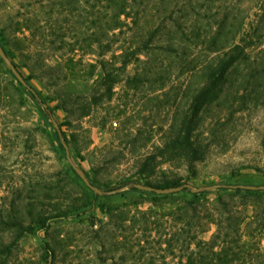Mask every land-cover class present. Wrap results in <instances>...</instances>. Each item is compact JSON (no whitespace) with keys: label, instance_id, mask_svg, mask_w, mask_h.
Here are the masks:
<instances>
[{"label":"rangeland","instance_id":"rangeland-1","mask_svg":"<svg viewBox=\"0 0 264 264\" xmlns=\"http://www.w3.org/2000/svg\"><path fill=\"white\" fill-rule=\"evenodd\" d=\"M53 2L56 0H0V37L6 35L10 42L9 46L4 40L2 45L7 50L14 48V55L10 50V61H2L0 55V177L4 181L0 197L9 194L10 200L13 188L25 184L24 181L49 183L58 189L57 198L50 202L54 213H69L75 210L73 206L79 207L80 213L75 211V214L53 219L46 228L26 234L7 264H123L122 242L125 240L129 248L133 246L131 255L136 253L139 257L135 239L142 235L125 232L124 219L140 210L168 215L193 195L180 187L168 196L153 194L133 189L134 183L168 186L174 182L188 183L203 190L201 201H213L219 196L230 198L233 193V204L247 207L248 215H253L257 207L264 211V82L259 95L248 96L241 90L234 96L237 101L234 108L242 107L241 110L230 112L231 109L221 107L201 125V133L213 137L215 121L220 117L223 122L204 159L190 168L184 159L158 156V160L164 161L144 177L138 174L140 161L159 153L158 146L167 139L175 109L186 105L183 99H186L188 81L175 74L158 82L154 79L128 81L142 69L132 63L123 80L115 86L113 97L94 106L90 114L80 117L78 113L57 107L67 94L86 93L97 74L88 79L78 64L80 71L62 80V69L69 71L61 59L62 49L54 53L51 48L45 49L50 44L43 42L25 47L35 42L31 31L24 23H17V19L43 8L50 10ZM48 31L49 26L46 33ZM39 50L43 51L41 56L37 55ZM74 56L75 60L82 56L83 63L95 62L97 58L83 55L82 50H77ZM108 57H112L111 52ZM59 59L63 61L61 66ZM12 61L24 65L21 74L28 85L55 108L56 121L59 125L62 123L59 131L26 90L28 86L19 82ZM241 95H246V105L242 106L238 100ZM57 132L61 133V139ZM64 143L69 146L73 163L67 158V150L62 148ZM128 181L132 184L109 190ZM224 183L251 184L259 188L253 193L225 190L220 187ZM213 184L218 187L205 189ZM214 230L215 226L211 225L201 236L209 239ZM159 233L164 234L154 229L146 235L145 239L151 242L145 253L151 251L160 255L158 247L154 248ZM249 239L251 236L247 234L244 240ZM101 241L106 243V250L101 247ZM262 244L264 247V240ZM50 245L56 247L55 256ZM165 246L163 244V248Z\"/></svg>","mask_w":264,"mask_h":264},{"label":"trees","instance_id":"trees-1","mask_svg":"<svg viewBox=\"0 0 264 264\" xmlns=\"http://www.w3.org/2000/svg\"><path fill=\"white\" fill-rule=\"evenodd\" d=\"M53 4L50 10L43 8V11L17 19V23H24L31 31V39L35 42L25 47L43 42L50 44L45 49L51 48L54 53L62 49L61 59L69 67V71L62 69V80L80 69L88 79L97 74L86 93L67 94L57 107L68 113H78L80 117L90 114L94 106L113 97L115 86L123 80L132 63L142 69L128 81L154 79L158 82L174 74L188 81L186 99H183L186 105L175 109L167 139L158 146L159 153L140 161L138 174L144 177L164 161L158 160V156L169 160L184 159L192 168L196 161L207 156L216 131L223 123L219 117L212 127L213 137H206L200 127L210 114L213 116L214 110L221 107L231 109L230 112L241 110L242 107L234 108L235 95L241 90L248 96L261 93L264 0H56ZM6 38L2 35L0 41L4 45L5 40L10 46ZM9 48L5 50L12 58L10 50L14 55V48ZM77 50H82L83 55H96V61L83 63L82 56L75 60ZM42 52L39 50L37 55L41 56ZM110 52L112 57H108ZM1 60L4 61L2 57ZM12 62L14 69L23 73L24 65ZM78 64H81L80 69H77ZM26 90L44 116L55 124V108L50 107L34 87ZM238 100L242 106L248 103L246 95ZM61 126L62 123L59 130ZM57 135L61 139V133ZM3 182L0 177V187ZM129 182L132 184L131 181L122 182L109 190L122 188ZM24 183L13 188L10 200L9 194L0 197V264L8 263L26 234L46 228L53 219L79 211V207L73 206L75 210L69 213H54L50 202L57 198L58 189L49 183ZM135 184L133 189H139ZM144 184L157 188L181 187L190 191L193 198L183 201L168 215L140 210L126 217L123 230L133 234L139 232L142 236L135 239L139 257L136 253L131 255L133 246L129 248L126 240L122 242L123 264H264V211L260 207L253 215H248L247 207L233 204V193L230 198L219 196L213 201H201L203 190L195 191L188 183ZM220 187L254 192V189L233 184L224 183ZM211 225L215 226L212 236L203 238L201 235L208 232ZM154 229L164 232L159 233L160 238L154 245L160 255L151 251L145 253L151 242L145 237ZM247 234L251 239L244 240ZM163 244H166L164 248ZM101 247L106 250V243L102 242ZM49 249L55 256L56 247L50 245Z\"/></svg>","mask_w":264,"mask_h":264},{"label":"water","instance_id":"water-1","mask_svg":"<svg viewBox=\"0 0 264 264\" xmlns=\"http://www.w3.org/2000/svg\"><path fill=\"white\" fill-rule=\"evenodd\" d=\"M0 55L5 61H10L9 55L7 54V52H6L5 48L3 47L1 41H0ZM15 73H16L17 78L24 85L30 87L28 85L27 80L25 79V77L19 71L15 70ZM55 125H56L57 129L59 130V124L57 122H55ZM64 145H65V148L67 150V157H68L69 161L72 162L73 159H72V156H71V153H70L69 146L66 143H64ZM83 179L85 180V182H88V179H87V177L85 175H83ZM135 186L137 188H140V189H143V190L155 191V192H157L159 194L172 193V192H174L176 190L175 187L157 188L155 186L147 185V184H143V183H137V184H135ZM239 186L243 187V188H249V189H258L259 188V186L251 185V184H243V185H239ZM217 187H218L217 184H213V185L206 186L205 189L209 190V189H214V188H217ZM194 190L195 191H200L202 189L201 188H194Z\"/></svg>","mask_w":264,"mask_h":264}]
</instances>
